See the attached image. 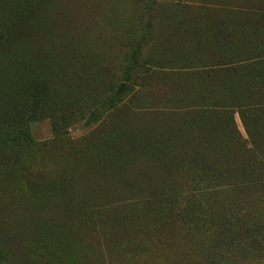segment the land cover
<instances>
[{
  "label": "rangeland",
  "instance_id": "374dc122",
  "mask_svg": "<svg viewBox=\"0 0 264 264\" xmlns=\"http://www.w3.org/2000/svg\"><path fill=\"white\" fill-rule=\"evenodd\" d=\"M0 264H264V0H0Z\"/></svg>",
  "mask_w": 264,
  "mask_h": 264
},
{
  "label": "trees",
  "instance_id": "16d2710c",
  "mask_svg": "<svg viewBox=\"0 0 264 264\" xmlns=\"http://www.w3.org/2000/svg\"><path fill=\"white\" fill-rule=\"evenodd\" d=\"M14 63L17 67V70H23V66L24 65H28V67H30L33 70H43L44 72H48V66L46 67V62L45 63H40L39 64V60L38 58H36V56H34L33 54H30V57L27 56L24 59H20V60H14ZM63 77H60V80L63 81ZM70 79L68 78L67 80L65 79V82H69Z\"/></svg>",
  "mask_w": 264,
  "mask_h": 264
},
{
  "label": "bare ground",
  "instance_id": "6f19581e",
  "mask_svg": "<svg viewBox=\"0 0 264 264\" xmlns=\"http://www.w3.org/2000/svg\"><path fill=\"white\" fill-rule=\"evenodd\" d=\"M30 41V40H29ZM33 54V53H32Z\"/></svg>",
  "mask_w": 264,
  "mask_h": 264
}]
</instances>
